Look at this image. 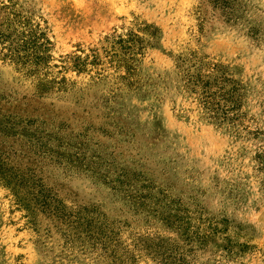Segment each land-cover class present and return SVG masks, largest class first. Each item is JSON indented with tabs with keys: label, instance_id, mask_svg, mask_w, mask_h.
Here are the masks:
<instances>
[{
	"label": "rangeland",
	"instance_id": "rangeland-1",
	"mask_svg": "<svg viewBox=\"0 0 264 264\" xmlns=\"http://www.w3.org/2000/svg\"><path fill=\"white\" fill-rule=\"evenodd\" d=\"M0 264H264V0H0Z\"/></svg>",
	"mask_w": 264,
	"mask_h": 264
},
{
	"label": "trees",
	"instance_id": "trees-1",
	"mask_svg": "<svg viewBox=\"0 0 264 264\" xmlns=\"http://www.w3.org/2000/svg\"><path fill=\"white\" fill-rule=\"evenodd\" d=\"M17 52L16 49L10 48V57H15L14 54ZM226 75V70L211 64V66H201L197 74L187 76V89L196 95L195 100L198 105L209 118L215 121H235V117L239 116L235 114L231 117V114L239 108L237 101H234L238 90L235 87L227 90L228 85L234 81L228 79ZM40 202L45 203L42 195Z\"/></svg>",
	"mask_w": 264,
	"mask_h": 264
}]
</instances>
